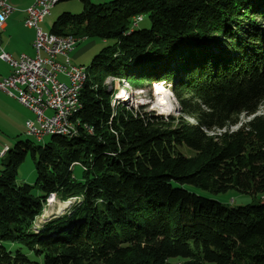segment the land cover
<instances>
[{
    "label": "trees",
    "instance_id": "trees-1",
    "mask_svg": "<svg viewBox=\"0 0 264 264\" xmlns=\"http://www.w3.org/2000/svg\"><path fill=\"white\" fill-rule=\"evenodd\" d=\"M80 1L51 32L113 43L86 66L75 131L8 148L0 264H264V0ZM108 77L170 84L196 122L132 110ZM243 113L237 131L206 133ZM27 152L34 183L16 180ZM184 185L261 197L231 207ZM52 193L75 200L35 228Z\"/></svg>",
    "mask_w": 264,
    "mask_h": 264
},
{
    "label": "built area",
    "instance_id": "built-area-1",
    "mask_svg": "<svg viewBox=\"0 0 264 264\" xmlns=\"http://www.w3.org/2000/svg\"><path fill=\"white\" fill-rule=\"evenodd\" d=\"M58 1L34 0L24 10L26 18L23 24L35 29L34 56L22 54L16 59L0 46V58L12 68L10 75L0 79V90L33 112L34 119L26 121L24 127L28 135H34L38 140L47 135L75 131L71 117L80 107L81 93L88 79L87 67L70 60L71 51L84 38L44 32L41 28V23ZM12 11L14 7L9 0H0V26L6 23ZM48 111H51V116L46 114ZM7 149L5 146L1 148L0 155L4 156ZM55 197L53 193L49 199L53 201Z\"/></svg>",
    "mask_w": 264,
    "mask_h": 264
},
{
    "label": "rangeland",
    "instance_id": "rangeland-1",
    "mask_svg": "<svg viewBox=\"0 0 264 264\" xmlns=\"http://www.w3.org/2000/svg\"><path fill=\"white\" fill-rule=\"evenodd\" d=\"M92 1V0H91ZM112 1V0H106ZM94 3H98L96 1H92ZM104 2V1H101ZM77 5V6H76ZM80 0H60L54 7L51 9V13L46 16L45 21L41 24V28L44 32H49L51 29V25L53 22V19H57V17L65 12L70 11L71 13H80L82 11L83 5ZM147 15H143V20L138 22V25L136 28H147L150 26V19ZM85 41V40H84ZM83 40L81 43L78 44L76 47L79 51L78 55L73 57L71 54V61L76 64H84L85 66H89L91 62L93 61L96 54L103 48V46H106L111 43H113V39H108V41L105 42L103 39H90L86 40L84 42ZM88 44H93L92 46L86 47ZM76 53V52H75ZM1 62V61H0ZM62 80H66L65 77L60 76ZM106 86L110 90H113L115 99L117 98L119 101L124 102L128 107L132 108L134 111H146V112H154L155 114L163 115L165 117H173L175 119L182 118L183 121H190L192 123H195V118L186 116L181 113V109H179L180 104L178 100L176 99V96H173V92L171 91L170 84L163 83V82H153L152 85H145L142 88H134L133 86L129 85L126 80L115 78V77H108L106 80ZM157 85H159L163 91L167 94V96L170 99V103L172 108H169V112L163 113L162 104L157 102V92L156 88ZM122 90H124L122 92ZM127 90L131 95H128ZM118 96V97H117ZM264 113V102L259 107L256 115H260ZM47 115L51 116V111L46 112ZM32 115V113H30ZM255 115V114H254ZM253 115H249L247 113L241 114L237 119V123L235 125H229L225 129H216L211 131H206L207 134L216 135L220 134L221 132H232L237 131L241 128L243 124L248 122L251 118H253ZM32 118H34V115H32ZM176 122H174V125ZM25 126V123H24ZM22 126V130L19 129V132H14V134H8L9 139L5 143L8 145V148H13L17 140H28L33 142L34 144H44L48 141H50L51 135L45 136L43 139L38 140V138L34 135H28L26 133V128ZM184 151H186V148H182ZM190 153V152H187ZM27 156L23 161V164L19 166L18 172H17V181L18 182H26V183H34L36 178V165L35 161L31 155L30 152L26 153ZM8 157V153L6 154L5 158H1L0 156V166L1 162L5 161ZM77 172H79V168L76 169ZM187 189L191 191H195L201 195H206L214 199H219V201L223 202L224 204L228 206H240L247 203H253L256 200H259V197L261 196H253V194L250 193H241L235 189H230L227 192L224 193H211L207 190H204L202 188H198L191 185H184ZM49 198V197H48ZM45 204L44 212L41 216H38L36 226L35 228H38L39 226H42L46 221H49L55 217L64 215L67 210L70 208L71 203L75 199H68L66 201H61L56 196L55 199L52 201V199H48ZM184 259L180 257H171L169 258L170 264H178L182 263ZM204 264H215L212 262L205 261Z\"/></svg>",
    "mask_w": 264,
    "mask_h": 264
},
{
    "label": "crops",
    "instance_id": "crops-1",
    "mask_svg": "<svg viewBox=\"0 0 264 264\" xmlns=\"http://www.w3.org/2000/svg\"><path fill=\"white\" fill-rule=\"evenodd\" d=\"M33 1L34 0H9L10 4H12V6L14 7V11H12L13 13L8 17L6 23H4L3 26H0V46L3 51L9 53L13 58L16 59L19 58L22 54L28 56L35 55V50L33 49L35 29L29 28L25 24H23L26 18V11L24 10H26V8L30 6ZM92 1L105 2L106 0ZM54 21L56 20L53 19V22ZM84 40L86 41L90 39L84 38L83 41ZM92 45L93 44H88L86 47ZM76 47H74L75 49L71 51L70 56L71 54H73V57L78 55L79 51L77 52L78 49ZM0 61V79H2L11 74L12 68L9 64L6 63V61L2 60L1 58ZM30 113H32V111L18 102L15 97L9 95L4 90H0V149L4 146L8 147V145L5 144L9 139L8 134L19 132V129H23L22 126H24V123H26V121L34 119L32 118V115L34 114L32 113V115H30ZM5 156L6 155L1 156V158H4ZM1 166L0 170L2 169Z\"/></svg>",
    "mask_w": 264,
    "mask_h": 264
},
{
    "label": "bare ground",
    "instance_id": "bare-ground-1",
    "mask_svg": "<svg viewBox=\"0 0 264 264\" xmlns=\"http://www.w3.org/2000/svg\"><path fill=\"white\" fill-rule=\"evenodd\" d=\"M142 16V15H141ZM124 90H122L123 92ZM156 92H157V102L162 104V108H163V113L169 112V108H172L171 103H170V99L167 96V94L163 91V89L157 85L156 88ZM128 95H131L129 92H127ZM115 96V95H114ZM118 97V96H117ZM117 99V98H116ZM115 101V100H114ZM33 113V112H32ZM8 148V147H7ZM8 150V149H7ZM7 152V151H6ZM6 154V153H4ZM53 194V193H52ZM55 194V193H54ZM51 195V194H50ZM49 195V197H50ZM56 196V195H55ZM49 199V198H48Z\"/></svg>",
    "mask_w": 264,
    "mask_h": 264
},
{
    "label": "water",
    "instance_id": "water-1",
    "mask_svg": "<svg viewBox=\"0 0 264 264\" xmlns=\"http://www.w3.org/2000/svg\"><path fill=\"white\" fill-rule=\"evenodd\" d=\"M136 18H139V19H136ZM136 18H134V21H135V24H137L139 21H141L142 19V17H136Z\"/></svg>",
    "mask_w": 264,
    "mask_h": 264
}]
</instances>
